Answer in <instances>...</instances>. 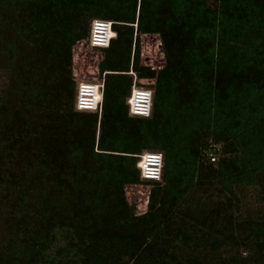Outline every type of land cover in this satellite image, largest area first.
Returning <instances> with one entry per match:
<instances>
[{"label":"trees","instance_id":"trees-1","mask_svg":"<svg viewBox=\"0 0 264 264\" xmlns=\"http://www.w3.org/2000/svg\"><path fill=\"white\" fill-rule=\"evenodd\" d=\"M94 19L116 34L101 114L75 109L70 70ZM141 35L160 37L157 73L140 65ZM0 71V264H248L263 252L264 215L239 221L232 198L264 174V0H0ZM129 72L157 79L147 118L129 114ZM144 152L163 156L162 186L141 177ZM140 181L153 188L136 215L124 189ZM200 190L223 198L192 207Z\"/></svg>","mask_w":264,"mask_h":264},{"label":"rangeland","instance_id":"rangeland-1","mask_svg":"<svg viewBox=\"0 0 264 264\" xmlns=\"http://www.w3.org/2000/svg\"><path fill=\"white\" fill-rule=\"evenodd\" d=\"M217 0H207L209 7H215ZM239 51H244L245 47L238 45ZM72 60H71V77L74 83L79 80L88 82H97L104 80V75L99 71V64L105 57L103 49H93L87 43V37H83L76 41L72 46ZM140 65L150 67L156 73L165 65V55L161 45V40L158 35H141L140 36ZM131 74V72H129ZM9 74L0 71V93L7 87L9 81ZM137 85L148 88L154 91L156 85V78L139 79L137 77ZM260 185L258 186H241L236 189V197L232 198L234 204L233 214L239 221L258 220L264 215V174L258 179ZM159 186L163 182H158ZM153 188V183L140 181L136 185L125 186L124 192L126 200L136 215L146 212L150 191ZM216 192L208 190H200L196 192L193 197L192 207L201 206L222 199ZM204 205V206H203ZM63 243L62 241L59 244ZM229 248V247H228ZM227 248V249H228ZM221 253L223 250H220ZM262 253H251L248 264H264V247ZM242 258L249 256V253L241 248L239 250ZM230 255V254H229Z\"/></svg>","mask_w":264,"mask_h":264},{"label":"built area","instance_id":"built-area-1","mask_svg":"<svg viewBox=\"0 0 264 264\" xmlns=\"http://www.w3.org/2000/svg\"><path fill=\"white\" fill-rule=\"evenodd\" d=\"M90 22V31L87 37L88 45L93 49L107 48L111 40L116 36L112 29V22L100 19H94ZM131 75H133V84L130 94L125 101L128 105L129 114L147 118L151 114L153 91L148 88L137 86V77L133 73ZM103 88V80L95 83L85 80L76 81L73 102L75 109L78 111L97 112L101 114ZM149 93L150 95H147ZM146 106L149 108L150 114L148 116L142 114V110ZM156 155H161V153L144 152L138 156L137 168L144 180L160 182L162 179L163 156L161 155L159 164L150 162V158Z\"/></svg>","mask_w":264,"mask_h":264},{"label":"clouds","instance_id":"clouds-1","mask_svg":"<svg viewBox=\"0 0 264 264\" xmlns=\"http://www.w3.org/2000/svg\"><path fill=\"white\" fill-rule=\"evenodd\" d=\"M147 95H150V93L147 94ZM142 114L144 116H148L150 114L149 113V108L147 106L142 110ZM154 158H158V159H154ZM160 161H161V155H156V156H153V157L150 158V162L153 163V164H159Z\"/></svg>","mask_w":264,"mask_h":264},{"label":"snow or ice","instance_id":"snow-or-ice-1","mask_svg":"<svg viewBox=\"0 0 264 264\" xmlns=\"http://www.w3.org/2000/svg\"><path fill=\"white\" fill-rule=\"evenodd\" d=\"M154 159H158V158H154Z\"/></svg>","mask_w":264,"mask_h":264},{"label":"bare ground","instance_id":"bare-ground-1","mask_svg":"<svg viewBox=\"0 0 264 264\" xmlns=\"http://www.w3.org/2000/svg\"><path fill=\"white\" fill-rule=\"evenodd\" d=\"M132 74V73H131Z\"/></svg>","mask_w":264,"mask_h":264}]
</instances>
